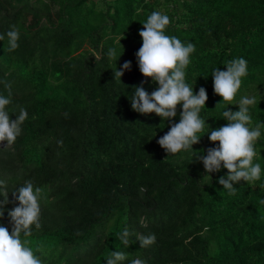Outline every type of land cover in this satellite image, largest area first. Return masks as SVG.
I'll return each mask as SVG.
<instances>
[{"label":"trees","instance_id":"trees-1","mask_svg":"<svg viewBox=\"0 0 264 264\" xmlns=\"http://www.w3.org/2000/svg\"><path fill=\"white\" fill-rule=\"evenodd\" d=\"M153 11L169 17L166 35L195 46L185 82L208 100L193 151L167 154L158 144L182 105L170 121L131 107L134 87L158 88L136 57ZM0 34V95L11 100L12 120L27 112L15 142L0 143L9 192L0 226L11 233V193L32 181L41 189L39 227L21 239L42 264H106L112 251L126 254L118 264H264V129L255 143L260 179L234 183V194L218 183L227 170L203 180L198 158L218 147L207 134L228 123L223 111H238L243 96L257 98L251 126L264 122V0H0ZM236 58L247 75L234 100L216 107L212 72ZM125 62L130 70L114 78ZM149 234L155 242L141 247L138 237Z\"/></svg>","mask_w":264,"mask_h":264},{"label":"clouds","instance_id":"clouds-1","mask_svg":"<svg viewBox=\"0 0 264 264\" xmlns=\"http://www.w3.org/2000/svg\"><path fill=\"white\" fill-rule=\"evenodd\" d=\"M170 19L160 11H153L143 24L139 32L142 38V46L136 53L139 71L146 79H151L158 84V88L149 95L143 85L134 87L131 107L134 111L148 115L155 113L162 120L170 121L177 115V106L182 105L179 123H173L170 130L159 140V146L167 154H178L181 151H193V145L200 142L198 133L203 132L205 120L200 117L201 109L208 100L206 90L201 87L198 94L185 82V69L190 63V55L194 53L195 46L192 43L186 45L175 36L165 34ZM10 48L18 47L19 32L17 29L6 33ZM5 39L0 34V41ZM121 48L123 46L120 44ZM109 57L116 58L115 48L108 52ZM121 56V55H120ZM119 56V58H120ZM118 58V59H119ZM117 59V60H118ZM131 63L125 62L122 70H115L114 78L124 75L130 70ZM226 71L219 68L212 72L214 93L222 98L221 103L229 104L234 100L241 88L242 78L247 75V61L236 58L226 62ZM9 90L11 85H5ZM10 96V92H9ZM11 103L10 98L0 95V143L6 142L7 146L15 142L21 133V125L27 118V112L21 108L19 115L12 120L6 111V106ZM257 104L256 96H243L238 103L236 112L227 110L222 113L223 119L228 123L208 135L210 142L218 143V147L209 148L206 155H199L205 171L209 174L203 178L211 180V173L219 172L221 167L227 170V177H221L218 183L229 191L235 193L233 184L239 181L254 182L260 179L261 165L254 163L258 156L255 148L256 141L264 129V122L252 125V116L249 106ZM3 146L5 143L2 144ZM41 189L35 187L32 181H27L11 193L18 200V206L14 207L8 215L13 225L11 233L8 228L0 226V264H42L31 247L28 240L21 239L31 236L32 227H39ZM9 192L6 181L0 179V218L4 215V206L9 203ZM264 204V200L260 201ZM129 232H123V242L128 244L126 237ZM155 234L139 236L141 247H147L155 242ZM126 254L120 251H112L106 258V264H118L125 260ZM130 264H146L142 259H132Z\"/></svg>","mask_w":264,"mask_h":264}]
</instances>
